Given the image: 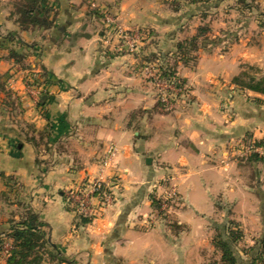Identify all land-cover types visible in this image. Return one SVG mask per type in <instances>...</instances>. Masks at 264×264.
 Masks as SVG:
<instances>
[{
  "label": "crops",
  "instance_id": "1",
  "mask_svg": "<svg viewBox=\"0 0 264 264\" xmlns=\"http://www.w3.org/2000/svg\"><path fill=\"white\" fill-rule=\"evenodd\" d=\"M97 1L115 5L126 27L147 22L138 0H130L133 7L128 0ZM12 2L0 0V193L5 178L22 186L52 247L76 264H204L209 221L226 215L217 203L229 206L230 217L244 227H262L264 161L240 154L246 139L264 141V96L239 91L222 104V93L243 64L264 68V54L258 59L234 46L221 57L204 52L194 70L180 63L190 101L167 112L140 56H116L105 44L101 13L90 8L91 0H56L54 27L25 31L12 16ZM166 22L162 32L169 30ZM12 51L24 63L11 59ZM24 123L49 131L46 154L28 141ZM110 145L118 152L103 177L120 175L113 188L119 199L103 217L78 225L64 191L96 178ZM169 174L185 203L172 217L175 226L149 227L150 192Z\"/></svg>",
  "mask_w": 264,
  "mask_h": 264
},
{
  "label": "rangeland",
  "instance_id": "2",
  "mask_svg": "<svg viewBox=\"0 0 264 264\" xmlns=\"http://www.w3.org/2000/svg\"><path fill=\"white\" fill-rule=\"evenodd\" d=\"M18 0H13L11 9H14V4ZM51 7H55L54 2L56 0H49ZM119 1V0H118ZM141 5H144L146 9V16L140 18L147 22H139L134 26H125L123 21L119 19L117 15V8L115 5H103L97 0H91L90 8L92 10L99 11L102 17V25L104 26V33L106 36L105 44L111 47V51H114L116 56L120 55H134L140 56L139 58L144 62V75L145 79L149 84L154 87L157 92V98L159 105L167 112H172L180 104H186L190 101L189 87L184 82L183 78L178 75L179 64H183L189 69L194 70L199 64L201 55L206 51H213L218 53V57H221L223 53L229 48L234 46H240L242 49H248L254 54H258V59L262 58L264 54V0H246L241 2L238 0H222L218 2L216 0H197V3H192L193 0H138ZM56 3V2H55ZM128 5L134 6V2L128 0ZM178 9V10H177ZM54 10H56L54 8ZM56 13V11H55ZM54 14V11H53ZM151 21V22H150ZM170 22L164 32L162 28V22ZM166 22V23H167ZM159 25V27H158ZM116 26H121L123 29L132 32L144 33L141 36V40L135 43V48L132 51L129 45L120 38L116 33ZM162 26V28H160ZM200 26H206L210 31L206 34V38H201L199 41L200 49L197 52L192 51L189 55L188 64L180 59L177 54V45L185 39H189L197 33V28ZM171 35L174 34V38L169 36L166 32ZM166 33V34H164ZM204 44V46H202ZM158 45H160L158 47ZM157 46L156 49H154ZM2 51V35H0V52ZM0 60H2L0 53ZM141 63V62H140ZM243 64V63H242ZM253 67V68H250ZM242 71H246L251 77L261 78L264 75V68H261L257 64L246 63L241 67V71L232 77L227 89L222 93V104H227V99L234 97L239 91L246 92L238 88L234 83V77L238 76ZM216 80L220 83L223 82L224 78L217 76ZM165 73L172 76L168 88L161 89L162 81L160 77H163ZM169 76V77H171ZM248 79V78H246ZM156 82V83H154ZM30 83V82H29ZM160 84V85H158ZM226 84V83H225ZM166 99L171 100L172 108H169L166 103L161 102L159 99L163 95ZM23 130L25 136L33 142L38 148V152H48V133L46 128L43 130H36L33 126L28 123L23 124ZM246 141V142H245ZM242 142V155L244 159H251L258 153L250 150V145H258L261 142L258 139L251 138L246 139ZM264 142V141H263ZM115 147L114 152L110 153V147ZM105 157L102 162V169L96 178L85 177L79 183L76 182L71 188L64 191V198L67 208L75 215L78 219V225H81L82 218H88L93 223L95 220L103 217L106 210L117 203V194L113 190L114 187L118 186L121 182L120 175L113 177L111 180L106 181L103 177V170L109 167L116 157L118 149L115 145H110ZM260 155V154H259ZM263 155V154H261ZM241 157V156H240ZM175 176L169 174L155 182V185L150 192V199L153 205V211L147 216V225L153 227L157 224L164 223L165 227L175 226L173 224V215L176 212V208L181 207L185 201L182 200L178 185L175 181ZM5 178V177H4ZM94 179L105 182L108 189L106 197L101 199L93 197L89 200L90 206L88 211L91 215L85 217L79 208V200L84 199V189L92 188L91 181ZM6 190L0 193V242H2V250L0 253V264L6 262L9 251L12 249V241L6 235L8 229L13 225L14 222H19L25 218L30 210H33L30 203V197L22 186L19 185L13 178H5ZM169 189H175L177 191V198L169 206V212H161V201L167 195ZM86 194V193H85ZM90 195V194H89ZM84 196V197H83ZM218 204V203H217ZM216 204V206H217ZM221 204V203H220ZM219 204V205H220ZM225 209V218L218 220L212 219L209 221L212 235L210 240V248H205L204 254L206 260L204 264H222L221 253L215 249L212 244V239L215 235L214 225L215 223L223 224L229 219L239 223L241 230L243 231L244 237L237 244V253L242 259L241 264H251V247L255 246L256 243L264 238V221H262V227H258L254 224H248V227H244V224L229 215V206L223 204L220 205ZM219 210L222 208L217 207ZM34 211V210H33ZM88 225V224H87ZM45 231V229H43ZM5 233V234H4ZM46 233V231H45ZM46 238V235H45ZM47 245L39 250L42 257V264H59L57 258H53L51 253H56L58 250L50 245L47 238ZM61 253V251H59ZM62 254V253H61ZM62 256L66 257L64 254ZM69 260L75 262V260L66 257ZM76 264V263H75ZM257 264H264L259 262Z\"/></svg>",
  "mask_w": 264,
  "mask_h": 264
},
{
  "label": "trees",
  "instance_id": "3",
  "mask_svg": "<svg viewBox=\"0 0 264 264\" xmlns=\"http://www.w3.org/2000/svg\"><path fill=\"white\" fill-rule=\"evenodd\" d=\"M216 1L221 2L222 0ZM238 1L245 2L246 0ZM197 2V0L192 1V3ZM12 16H16V23L23 31L30 29L50 30L54 27L56 21V13L54 8L51 7L49 0H18L14 4ZM209 31L210 29H208V27L200 26L197 28V33L194 36L178 43L177 54L184 64H188L189 55L192 51H199L201 46L199 41L201 38H204ZM202 46H204V44H202ZM9 57L15 59L17 63H24L25 57L14 51L10 53ZM43 73L46 78L47 74L45 71ZM169 76L171 75L167 73L164 75L166 78ZM34 80L36 83L39 82V78H35ZM47 82H49L48 79H46L45 83ZM233 83L240 89L264 96V75L261 78H256L254 76L251 77L246 71H242L238 76L234 77ZM46 100L47 95H44L39 106L43 108L46 105ZM46 132L48 133V138H50L47 129ZM33 141L34 140H32V142ZM258 145L264 146V142L261 141ZM254 158L264 161V155L258 154L255 155ZM217 207L222 208L219 203ZM27 214L28 215L19 222H14L6 232V235L13 243L6 264H42V257L39 250L47 245L45 238L46 233L43 230L46 224L41 221L40 216L33 210H30ZM90 222L88 218L81 219V224L83 225L89 224ZM240 228L241 226L239 223L232 219H229L223 224L215 223V235L212 239V244L215 249L221 253L222 264H241L242 259L239 257L236 248L237 244L244 237L243 231ZM1 250L2 242H0V253ZM250 251L252 253L251 264H257L259 262L264 263V238L258 241L255 246L251 247ZM51 255L53 258L59 260V264H75L74 261L62 256L59 251L51 253Z\"/></svg>",
  "mask_w": 264,
  "mask_h": 264
},
{
  "label": "built area",
  "instance_id": "4",
  "mask_svg": "<svg viewBox=\"0 0 264 264\" xmlns=\"http://www.w3.org/2000/svg\"><path fill=\"white\" fill-rule=\"evenodd\" d=\"M116 33L120 36L121 39H123L124 42H126L130 49L133 51L135 48V43H138L141 40V36L144 35V33H141L140 31H136V32H132V31H127L126 29H123L121 26H116ZM170 79H172L171 77H160V79H157L159 81V83H162L161 85V89L165 90L168 88L169 83L171 82ZM156 83V82H154ZM160 85V84H158ZM163 95V94H162ZM161 102L166 103V105L169 108H172L171 106V100L166 99V96L163 95L160 97L159 99ZM115 147H110V153H113ZM250 150H253L254 152L258 153V154H263L264 155V146H257L255 145H250L249 146ZM2 151V145L0 143V152ZM92 188L91 191H87L89 189H84V193L83 195L85 196L84 199H80L79 200V208L81 210V212L83 213V215L85 217L90 216L91 214L88 212L89 210V200L93 197H98V198H105L106 194H108V189L107 186L105 185V182L98 180V179H94L93 181H91V185L89 186ZM86 193V194H85ZM90 194V195H89ZM83 196V197H84ZM177 198V191L175 189H169V191L167 192V195L164 197V199L161 201V212L164 211L163 213H167L169 212V206L174 202V199ZM167 211V212H166Z\"/></svg>",
  "mask_w": 264,
  "mask_h": 264
},
{
  "label": "water",
  "instance_id": "5",
  "mask_svg": "<svg viewBox=\"0 0 264 264\" xmlns=\"http://www.w3.org/2000/svg\"><path fill=\"white\" fill-rule=\"evenodd\" d=\"M148 162H149V164L151 163V161H150V160H149Z\"/></svg>",
  "mask_w": 264,
  "mask_h": 264
}]
</instances>
